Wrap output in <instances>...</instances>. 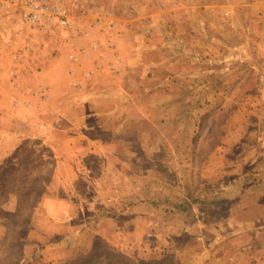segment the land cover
Segmentation results:
<instances>
[{"label": "rangeland", "instance_id": "obj_1", "mask_svg": "<svg viewBox=\"0 0 264 264\" xmlns=\"http://www.w3.org/2000/svg\"><path fill=\"white\" fill-rule=\"evenodd\" d=\"M0 264H264V0H0Z\"/></svg>", "mask_w": 264, "mask_h": 264}, {"label": "built area", "instance_id": "obj_2", "mask_svg": "<svg viewBox=\"0 0 264 264\" xmlns=\"http://www.w3.org/2000/svg\"><path fill=\"white\" fill-rule=\"evenodd\" d=\"M47 16V13L44 11V7L43 6H38L36 8V10L32 11L29 15H28V20L31 23H37L39 22L41 19H45ZM61 23L63 25L67 24L66 20H62Z\"/></svg>", "mask_w": 264, "mask_h": 264}, {"label": "crops", "instance_id": "obj_3", "mask_svg": "<svg viewBox=\"0 0 264 264\" xmlns=\"http://www.w3.org/2000/svg\"><path fill=\"white\" fill-rule=\"evenodd\" d=\"M128 62H130V61H128ZM130 63H131V62H130ZM120 65H122V68H123V65H124V67L129 66V65H127V61L124 60V59H123V62L121 61ZM132 66H134V63H131V67H132Z\"/></svg>", "mask_w": 264, "mask_h": 264}]
</instances>
